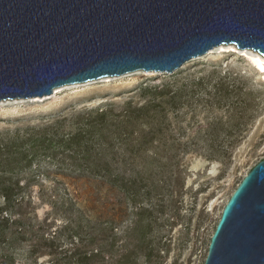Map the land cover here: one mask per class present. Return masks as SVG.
I'll list each match as a JSON object with an SVG mask.
<instances>
[{"label": "trees", "instance_id": "obj_1", "mask_svg": "<svg viewBox=\"0 0 264 264\" xmlns=\"http://www.w3.org/2000/svg\"><path fill=\"white\" fill-rule=\"evenodd\" d=\"M202 82L179 89L144 87L142 93L151 97L142 104L82 110L1 139L0 264H14L10 250L18 242H27L30 255H45L50 264H155L167 245L153 236L165 177L175 174L179 184L180 153L205 148L174 137L167 112L187 97L189 84ZM216 83L238 89L225 76ZM235 126L240 130V123ZM206 144L218 152L207 159L217 160L232 141ZM141 157L168 169L133 173L125 168ZM37 203L47 205L42 217Z\"/></svg>", "mask_w": 264, "mask_h": 264}, {"label": "water", "instance_id": "obj_2", "mask_svg": "<svg viewBox=\"0 0 264 264\" xmlns=\"http://www.w3.org/2000/svg\"><path fill=\"white\" fill-rule=\"evenodd\" d=\"M222 44L264 57V0H0V100L172 74ZM203 264H264V159L226 201Z\"/></svg>", "mask_w": 264, "mask_h": 264}, {"label": "rangeland", "instance_id": "obj_3", "mask_svg": "<svg viewBox=\"0 0 264 264\" xmlns=\"http://www.w3.org/2000/svg\"><path fill=\"white\" fill-rule=\"evenodd\" d=\"M255 55L259 54L222 44L185 62L172 74L138 70L64 85L47 97L0 100V140H7L18 129L23 132L28 126L69 118L82 110L102 106L118 110L127 101L142 104L151 97L142 93L144 87L168 85L179 89L184 83L203 81V85L189 84L187 97L167 112L174 137L193 140L205 148L178 156L180 183L175 174L166 175L165 200L160 203L163 207L154 212L159 219L153 227V236L162 237L167 244L155 264H203L226 201L244 175L264 159V71L254 66L251 58ZM220 76L234 82L238 89L226 90L217 85ZM210 140L232 144L223 158L209 160L207 155L218 153L206 146ZM130 164L125 168L133 173L161 172L169 166L143 157L137 159L136 165ZM46 207L36 204L40 217ZM129 224L132 226V222ZM132 234L131 231L129 242L134 240ZM10 251L14 264H50L45 255H30L27 242H18Z\"/></svg>", "mask_w": 264, "mask_h": 264}, {"label": "bare ground", "instance_id": "obj_4", "mask_svg": "<svg viewBox=\"0 0 264 264\" xmlns=\"http://www.w3.org/2000/svg\"><path fill=\"white\" fill-rule=\"evenodd\" d=\"M251 60L258 70L264 71V58L259 55H255L251 58Z\"/></svg>", "mask_w": 264, "mask_h": 264}]
</instances>
